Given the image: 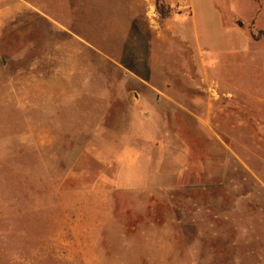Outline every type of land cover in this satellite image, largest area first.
Masks as SVG:
<instances>
[{
	"label": "rangeland",
	"instance_id": "obj_1",
	"mask_svg": "<svg viewBox=\"0 0 264 264\" xmlns=\"http://www.w3.org/2000/svg\"><path fill=\"white\" fill-rule=\"evenodd\" d=\"M0 264H264V0H0Z\"/></svg>",
	"mask_w": 264,
	"mask_h": 264
},
{
	"label": "crops",
	"instance_id": "obj_2",
	"mask_svg": "<svg viewBox=\"0 0 264 264\" xmlns=\"http://www.w3.org/2000/svg\"><path fill=\"white\" fill-rule=\"evenodd\" d=\"M101 84H102V82H101ZM101 87H102V85H101ZM101 91H102V88L100 90V96L102 95ZM138 103H139V101H138ZM80 109H81V107H80ZM75 113H76V111H75ZM80 114L81 113H79V115L76 114L79 117L77 119V120H79V121H77L78 123L74 122V120H72L71 122L65 123V126L67 125V129H69V130L75 129L76 133H81V132L88 133V132H90L93 134V132H95L97 134L98 131H99V133L102 132V130H103V127H102L103 117L101 115L102 112L99 113V116H93V117H86V116L83 117ZM117 159H118L117 160L118 163H121V165H124L125 167H127V166L131 167L139 161V158H137V156H135L133 154L129 155L126 151L119 154V157Z\"/></svg>",
	"mask_w": 264,
	"mask_h": 264
},
{
	"label": "water",
	"instance_id": "obj_3",
	"mask_svg": "<svg viewBox=\"0 0 264 264\" xmlns=\"http://www.w3.org/2000/svg\"><path fill=\"white\" fill-rule=\"evenodd\" d=\"M238 25H239V26H242L241 23H239ZM132 97H133V99H134L135 104H137L138 101H139L138 95H137L136 93H133Z\"/></svg>",
	"mask_w": 264,
	"mask_h": 264
}]
</instances>
